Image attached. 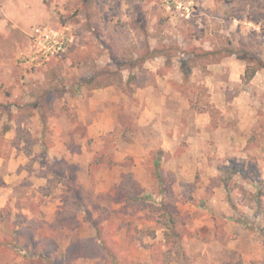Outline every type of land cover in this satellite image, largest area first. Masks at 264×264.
Masks as SVG:
<instances>
[{
    "label": "rangeland",
    "instance_id": "rangeland-1",
    "mask_svg": "<svg viewBox=\"0 0 264 264\" xmlns=\"http://www.w3.org/2000/svg\"><path fill=\"white\" fill-rule=\"evenodd\" d=\"M242 41L264 62V0H0V264H161L159 207L191 264H264Z\"/></svg>",
    "mask_w": 264,
    "mask_h": 264
},
{
    "label": "trees",
    "instance_id": "trees-1",
    "mask_svg": "<svg viewBox=\"0 0 264 264\" xmlns=\"http://www.w3.org/2000/svg\"><path fill=\"white\" fill-rule=\"evenodd\" d=\"M233 50V49H231ZM239 52L242 58L248 61V65L245 70V78L249 80L255 72L259 69L264 67V62L260 59L255 57L251 53V49L245 42H241V46L236 50ZM253 62V63H252ZM158 163L155 160V175L157 179L161 182L162 177L160 174V170L158 169ZM238 172L237 167L234 165L223 166L220 169L219 179L222 181V184L225 188L231 189L232 187L229 186L231 183L232 176ZM257 188L255 192L248 191L245 188L241 187V193L244 195V199L246 200L247 204L251 207H254L258 213L262 212L264 209V203L262 200V183L261 181L256 184ZM228 189V190H229ZM235 207V204L232 203ZM159 214H158V222L163 228V237L167 245V249L165 251V257L161 264H191L189 261V257L184 252L182 243H181V231L179 225V217L173 214L168 208L159 207ZM233 220H236L242 224V226L247 228H258L257 223L254 221H248L245 219L241 212L236 211V217H230ZM35 255L42 261L48 262L50 264H57L54 263L49 257H47L43 252H36ZM112 264H117L113 262Z\"/></svg>",
    "mask_w": 264,
    "mask_h": 264
},
{
    "label": "built area",
    "instance_id": "built-area-1",
    "mask_svg": "<svg viewBox=\"0 0 264 264\" xmlns=\"http://www.w3.org/2000/svg\"><path fill=\"white\" fill-rule=\"evenodd\" d=\"M48 39H46L45 41L47 42L46 45H44V47H46L45 49V54L47 52H50V53H55V52H58V51H62L63 50V42L56 39V37L53 35V36H47Z\"/></svg>",
    "mask_w": 264,
    "mask_h": 264
}]
</instances>
